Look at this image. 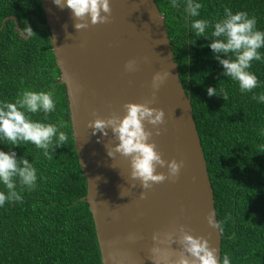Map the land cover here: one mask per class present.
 Returning <instances> with one entry per match:
<instances>
[{
	"label": "trees",
	"instance_id": "16d2710c",
	"mask_svg": "<svg viewBox=\"0 0 264 264\" xmlns=\"http://www.w3.org/2000/svg\"><path fill=\"white\" fill-rule=\"evenodd\" d=\"M156 2L166 18L183 85L191 93L223 235L221 258L227 254L231 264H264V103L252 98L264 94V59L252 61L249 69L258 86L242 93L237 81L222 74L223 66L209 47L214 39L211 25L223 18L224 7L255 16L257 29L264 31V0H193L203 5L198 17L186 10L187 0H177L176 8L172 0ZM9 15L36 35L22 34L15 19L3 24ZM195 19L209 21L206 37L192 33ZM45 22L41 0H0V102H14L24 89L51 92L53 112L26 114L33 121L57 125L68 136L65 146L50 149L52 159L30 142L12 147L0 136V151H15L17 159L26 154L37 169V182L20 193L22 201L0 206V264H103L85 199L88 184L73 136L67 89L60 82ZM259 51L264 57V48ZM209 87L217 88V95L209 96ZM0 191L6 192L2 183Z\"/></svg>",
	"mask_w": 264,
	"mask_h": 264
},
{
	"label": "water",
	"instance_id": "95a60500",
	"mask_svg": "<svg viewBox=\"0 0 264 264\" xmlns=\"http://www.w3.org/2000/svg\"><path fill=\"white\" fill-rule=\"evenodd\" d=\"M46 14L43 25L48 29L60 82L65 84L75 145L84 175L90 210L96 227L103 264H155L151 249L169 248L170 258H179V226L194 236H203L215 247L218 260L222 255L223 235L217 218L214 187L208 171L201 136L194 117L191 93L180 77L166 24L156 0H109L110 22L82 30L71 10L61 9L54 0H41ZM15 19L23 32L17 16ZM136 61V71L128 72L125 64ZM169 73L155 94L150 107L163 109L165 122L160 135L153 131L152 140L166 161H184L175 182L166 180L143 190L139 180L131 178L130 158L119 153L109 157L106 147L118 141L109 130L105 137L88 127L96 113L105 118L112 113L123 116L127 102L144 103L153 98L152 78ZM68 76L72 83H67ZM157 172L167 168L157 166ZM136 187H132V185ZM146 191V198L140 193ZM214 211L218 228L209 226L207 215ZM160 233L165 243L154 242ZM165 233L177 242L167 243ZM129 237H133L130 239Z\"/></svg>",
	"mask_w": 264,
	"mask_h": 264
},
{
	"label": "clouds",
	"instance_id": "9594fccd",
	"mask_svg": "<svg viewBox=\"0 0 264 264\" xmlns=\"http://www.w3.org/2000/svg\"><path fill=\"white\" fill-rule=\"evenodd\" d=\"M54 3L61 9L67 7L71 10L75 28L79 31L89 27V19L92 25L110 22L112 9L109 0H54ZM177 0H172L171 7H178ZM200 3L187 0L186 10L192 17L200 16ZM257 19L249 16L246 11L235 13L228 7H224L222 19L216 20L211 25V33L214 38L209 47L215 53V59L223 66L226 77H230L239 84L240 91L250 92L258 86V78L249 69L252 61L264 59L259 49L264 48V31L256 27ZM210 27L209 21L195 19L191 23V31L199 37H206V29ZM22 34L31 37L35 33L30 26H25ZM36 35V34H35ZM195 41H193L194 43ZM221 55L227 57L222 59ZM128 72L136 71V61L129 60L125 64ZM169 73L157 72L152 78L153 98L144 103L127 102L123 105L124 115L116 113L101 118L93 113L96 118L89 121L88 127L96 132L102 133L105 137L111 131L113 137L118 141L114 147H106L109 157L115 158L116 154L130 158L131 178L139 180L143 190L151 189L155 184L166 180H175L179 177L184 161L172 159L166 161L162 154L157 151V145L153 137V131L146 129L145 122L155 128V135L161 134L159 125L165 122L163 109L150 107L155 102L156 91L165 81ZM67 83H72V77L68 76ZM209 96L217 95V88L207 89ZM220 96V95H219ZM223 99L227 100V92H224ZM254 100L264 103V94L254 95ZM55 110L53 93L46 91H33L24 89L17 96L14 102H0V136L10 142L9 146L21 147L23 143L30 142L37 148L42 149L44 156L52 159L51 152L54 148L65 146L68 136L64 131H59L57 125L33 121L26 113H37L43 111L50 113ZM51 149V152H50ZM24 156L17 159L15 151H0V183L5 191H0V206L10 202L22 201L21 192L27 188L32 189L37 182V169ZM157 166L167 168V173L157 172ZM17 183L20 191H17ZM132 187H136L134 184ZM141 199L146 198V191L140 193ZM215 212L209 211L206 219L209 226L218 228L214 220ZM181 235L178 243L181 250L178 259L170 258L169 248L161 249L153 246L151 249L152 259L155 264H231L229 255L225 254L218 260L216 248L210 246L209 240L203 236H194L185 230L184 225L179 226ZM167 243L170 245L177 242L172 233H165ZM132 239L133 237H129ZM154 242L165 243L160 239V233L152 236Z\"/></svg>",
	"mask_w": 264,
	"mask_h": 264
}]
</instances>
